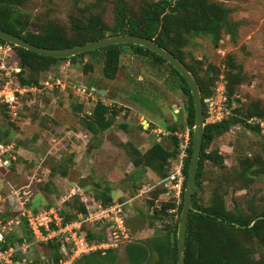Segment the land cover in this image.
Wrapping results in <instances>:
<instances>
[{
    "label": "rangeland",
    "instance_id": "1",
    "mask_svg": "<svg viewBox=\"0 0 264 264\" xmlns=\"http://www.w3.org/2000/svg\"><path fill=\"white\" fill-rule=\"evenodd\" d=\"M125 1L138 13L145 2L158 0ZM211 1L230 10L228 29L231 32H223L219 41L207 35L187 36L183 64L189 71V66L195 68L200 78L205 77L212 91L221 83H225L228 90L232 75L239 74L236 93L229 98L231 114L228 118L233 115L241 118L242 114L234 113V109L245 113L250 103L264 106V0ZM94 2L96 0H30L21 10L29 13L36 24L52 20L69 28L71 15ZM116 7V0H105L102 7L93 12L113 26ZM230 59L238 69L233 71L228 64ZM104 64L101 52L86 55L76 63L64 61L39 75L32 76L23 70L28 79L39 81L26 87H36L38 91L18 95L19 114L12 117L13 125L0 122V143L14 145L17 150L13 169L20 188L27 186L28 180L32 181L31 186L39 178L43 183L52 181L39 199L42 210H46L49 203L61 202L74 188L89 192L90 197L106 187L113 190L114 200L135 196L134 205L127 206V226L133 234V242L143 241L155 233L153 224L157 221L147 220L151 219L153 208L161 211L163 203L174 202L177 212L180 204L169 195L166 178L158 177L152 169L135 167L134 149L145 155L159 141L169 146L173 133L192 132L188 124L187 95L184 83L168 63L135 54L132 48H123L121 69L113 80L104 76ZM59 81L61 84L57 83ZM46 82L51 86H45ZM79 84L98 91L101 96L93 98H101L118 112L115 123L106 132L94 136L85 129L77 107L79 101L83 102L90 95L81 91L80 96H76L73 91ZM258 123L260 132L236 123L211 145L209 151L222 154L227 166L205 164L197 191L199 205L208 206L217 192L224 194L230 210L242 209L249 213L254 205L262 211L264 175L251 182L243 176L249 165L264 161V121L256 118L248 121L253 126ZM157 129L168 135L161 136L160 140L155 133ZM7 169L10 172V167ZM52 169L56 170L53 177ZM63 173L66 176H62ZM9 176L0 175V185L3 184L0 189L6 195L11 191L6 186ZM155 197L159 198L157 208L150 203ZM129 243L131 241L120 243L116 248L119 263H125V247ZM253 243L250 246L256 257H262V252L260 255V250H255L257 241ZM48 252L44 247L35 249L30 256L37 259Z\"/></svg>",
    "mask_w": 264,
    "mask_h": 264
},
{
    "label": "trees",
    "instance_id": "2",
    "mask_svg": "<svg viewBox=\"0 0 264 264\" xmlns=\"http://www.w3.org/2000/svg\"><path fill=\"white\" fill-rule=\"evenodd\" d=\"M28 1L30 0H0V29L22 37L33 45L46 49H67L99 41L107 37L133 35L155 42L160 47L168 50L180 62L185 63L183 49L188 43L187 36L207 35L219 41L223 32H231L228 29L230 10L211 0H158L150 3L145 2L138 13L132 11L125 0H116L117 7L113 26H109L99 14L93 12V9L101 8L105 2V0H96V2L88 4L83 8L80 7L77 12L71 15L69 28L63 27L52 20L41 24L34 23L31 15L21 10V7L26 5ZM0 44L10 43L0 39ZM12 46L14 48L13 61L32 76L45 73L64 61L76 63L86 55L102 52L105 57L103 74L107 79L113 80L121 69V56L123 55L124 47L132 48L135 54L150 57L156 62L168 63L184 83L183 89L187 95L188 124L192 132L184 168V186L186 188L193 153L195 103L187 81L167 60L149 49L133 44L112 45L72 58L45 57L16 47L13 44ZM228 64L233 71L239 68L233 59H230ZM189 67L199 83L206 116L207 105L205 100L214 96L215 90H210L207 79L205 77L200 78L195 68ZM15 76L21 86L26 87L39 84V81L34 78L28 79L24 75V71ZM239 81V74L232 75L226 95V105L229 109H231L229 98L231 95H235V85ZM74 90L75 95L80 96L78 91ZM93 94L97 97L101 96L98 91ZM0 108L3 113V118L0 119V122L4 121L13 125L14 122L9 114L7 105H0ZM77 108L81 110L85 129L94 136L109 130L118 117V112L108 106L101 98L92 101L90 104H88L87 100H83L81 103L79 101ZM246 111L244 113L239 108L234 109V113L238 112L242 114L241 118L233 115L232 118L227 117L220 123L206 125L193 195V209L188 220L185 264H264V208L261 209L262 211H259L258 208H254V205H251L249 213L242 209L230 210L226 205L224 194L217 192L213 195L212 201L208 206L203 207L197 201V191L201 185L200 180L205 164L212 163L219 168L227 166L222 154L217 151H209L215 140L229 131L236 123H242L250 129L260 132L259 123L253 126L249 125L248 121L255 118L264 121V106L260 103H250ZM172 130L174 132L175 129L173 128ZM170 140L169 146L161 144L162 142L160 141L157 142L145 155L134 149L135 160L133 163L135 167L152 169L158 177L167 178L171 172L169 168L172 167L173 161L178 158L182 142V139L174 135V133L170 136ZM11 163L12 165L9 166L10 172L7 169L9 168L8 166H0V175H11L6 186L9 189L11 188L10 190H17L20 189L21 185L19 186L16 182L17 175H14L16 172L13 169L15 168V163L13 161ZM170 164L171 166H169ZM55 171L54 169L50 171L51 177L54 176ZM65 171H67V168ZM12 175H14L13 179ZM262 175H264L263 160H257L256 163L249 165L243 171V176L249 179L250 182L252 179L261 177ZM62 176H66V174L63 173ZM50 182L52 181L49 180L48 183H35L32 186L35 192L32 207L37 212H39L42 206L39 199L40 197L42 198L43 191L46 192V189H49ZM26 184L28 185V183ZM0 186L3 188V184ZM0 191L2 192L3 189H0ZM86 194L90 193L86 192ZM184 194L185 190L181 203L177 206V212L175 211L176 203L174 202L163 203L161 211H156L152 207L153 214L151 219L148 217L147 220H151V222L157 221L153 224L155 233L143 241L129 243L125 247V263L118 262V249L114 248L109 249L105 254H103V251L84 254L77 258L74 264H152L154 260L155 264H178V230L184 206ZM113 196V190L109 187L102 188L95 195L96 199L105 205L128 200L135 201L136 199L134 196L130 199L122 198L114 200ZM158 199L155 197L153 198L154 201L150 202L156 206L155 208L158 206ZM134 201L132 206L134 205ZM59 204L61 202L58 201L49 203L46 208L57 207ZM62 206L66 222L78 220L80 215L85 216L87 214V207L81 201L80 196L66 200ZM160 216L162 217L160 218ZM173 221L175 222L172 223ZM156 223L157 225H155ZM163 224L166 225L163 226ZM84 228L90 241L100 243L108 239L107 226L85 225ZM24 231L27 234L26 230ZM254 240L257 241L259 246H256L255 250H260L262 257L259 255L260 257L257 258L254 249L250 246V244L253 246ZM9 241L12 244L14 243L12 237H9ZM44 247L48 248L49 252L39 256L37 258L38 262L42 261L41 258L46 257L48 264H59L66 257L62 252V244L58 240L41 243L35 249Z\"/></svg>",
    "mask_w": 264,
    "mask_h": 264
},
{
    "label": "built area",
    "instance_id": "3",
    "mask_svg": "<svg viewBox=\"0 0 264 264\" xmlns=\"http://www.w3.org/2000/svg\"><path fill=\"white\" fill-rule=\"evenodd\" d=\"M13 55L12 44H0V105H7L11 118H16L21 105L18 95L24 92H37L38 89L21 86L15 75L22 73L23 69L13 61ZM57 83L61 84L60 81ZM45 86L51 85L46 82ZM75 86L78 93L81 91L89 93L90 96L83 99L87 100L88 104L97 100L93 98L96 90L87 89L81 84ZM226 95L227 87L225 83H221L215 89L214 96L205 100L206 125L220 123L231 114V110L226 105ZM2 118L3 113L0 108V119ZM155 133L158 134L160 140L161 136L168 135L161 129L155 130ZM177 136L182 139L180 153L173 161L171 172L165 182L169 195H172L180 204L185 190L184 168L191 133L187 130L185 133H178ZM16 151L14 145L0 144V166H9L11 161H16ZM43 181L39 178L36 184L43 183ZM30 183L32 181L28 180L27 186L11 190L7 195L0 191V264H48L46 257L38 262L30 256V253L35 251L39 244L55 240L61 242L62 252L66 256L59 264H74L76 259L84 254L98 251H103L105 254L109 249L118 248L120 243L133 242L132 233L127 226L129 221L127 206H132L133 200L105 205L95 196L90 197L84 190L74 188L57 207L40 209L37 212L32 207L35 192ZM75 196H80L81 201L85 203L87 214L80 215L78 220L66 222L62 204ZM85 225L107 226L108 239L100 243L90 241L84 228ZM20 233L22 234L19 235ZM9 237H12L13 244L10 243Z\"/></svg>",
    "mask_w": 264,
    "mask_h": 264
},
{
    "label": "water",
    "instance_id": "4",
    "mask_svg": "<svg viewBox=\"0 0 264 264\" xmlns=\"http://www.w3.org/2000/svg\"><path fill=\"white\" fill-rule=\"evenodd\" d=\"M0 39L10 44H13L16 47L26 49L41 56L53 57V58H72L81 54L100 50L102 48L109 47L112 45H119V44L139 45L163 57L184 77V79L187 81L188 85L191 88L195 103V110H196L193 153L188 171L187 184L184 194V206H183V211L181 214L179 230H178V249H179L178 264H185L188 220L190 213L193 209V195L195 192V184L197 181L200 158L203 147V140L206 129L204 101L202 99L201 91L195 77L190 73V71L186 68V66L182 62H180L168 50L160 47L155 42L133 35L107 37L99 41H93L84 44L82 46L72 47L67 49L41 48L27 42L22 37L16 36L12 33L3 31L1 29H0Z\"/></svg>",
    "mask_w": 264,
    "mask_h": 264
},
{
    "label": "clouds",
    "instance_id": "5",
    "mask_svg": "<svg viewBox=\"0 0 264 264\" xmlns=\"http://www.w3.org/2000/svg\"><path fill=\"white\" fill-rule=\"evenodd\" d=\"M134 201V200H133ZM133 201H132V204H133Z\"/></svg>",
    "mask_w": 264,
    "mask_h": 264
}]
</instances>
